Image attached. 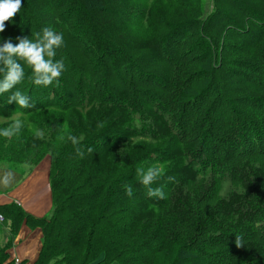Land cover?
Masks as SVG:
<instances>
[{
  "label": "trees",
  "instance_id": "16d2710c",
  "mask_svg": "<svg viewBox=\"0 0 264 264\" xmlns=\"http://www.w3.org/2000/svg\"><path fill=\"white\" fill-rule=\"evenodd\" d=\"M13 19L0 45L49 27L71 48L58 83L21 60L0 94V129L24 122L0 163L47 164L52 201L43 218L0 201V264L25 224L41 233L31 264H264V0H22ZM17 89L35 107L8 104ZM153 164L162 200L136 175Z\"/></svg>",
  "mask_w": 264,
  "mask_h": 264
},
{
  "label": "clouds",
  "instance_id": "9594fccd",
  "mask_svg": "<svg viewBox=\"0 0 264 264\" xmlns=\"http://www.w3.org/2000/svg\"><path fill=\"white\" fill-rule=\"evenodd\" d=\"M22 7V0H0V33L5 31L7 21H10ZM19 43L13 44L11 39L0 45V72L3 78L0 79V94L11 91L15 85L21 82L24 76L23 65L19 61H24L32 69L31 79L37 86H49L53 81H57L65 70L63 59L56 60V51L63 46V33H58L52 28L45 27L42 32L35 33V39L18 38ZM15 103L20 108H33L34 104L30 98L24 95L19 89L12 92L8 97V104ZM12 119V118H6ZM24 127V122L20 119H12L8 127L0 129V136L11 138L19 133ZM36 138L43 139L42 131L36 132ZM59 139L63 140L61 135ZM71 143L76 146L77 154L83 158L84 152L79 147L80 141L74 135L67 137ZM87 151L91 153L92 148ZM162 167L153 164L146 169L138 166L136 175L139 182L147 189V196L157 199H165V193L161 188H153L152 185L162 176ZM169 177V180H173ZM15 180V174L12 170H3L0 175V186L9 187ZM129 196L132 193L131 186H125ZM236 246L243 247L244 244L240 237H236Z\"/></svg>",
  "mask_w": 264,
  "mask_h": 264
},
{
  "label": "crops",
  "instance_id": "0c3cea01",
  "mask_svg": "<svg viewBox=\"0 0 264 264\" xmlns=\"http://www.w3.org/2000/svg\"><path fill=\"white\" fill-rule=\"evenodd\" d=\"M49 166L43 165L32 171L22 188L11 192L14 200L7 199L4 203H24L25 212L36 218H42L51 212L50 190L47 187ZM21 203V202H20ZM41 250V233L38 230L32 231L26 224L22 227L19 236L11 250L12 260L19 259L31 264Z\"/></svg>",
  "mask_w": 264,
  "mask_h": 264
},
{
  "label": "rangeland",
  "instance_id": "374dc122",
  "mask_svg": "<svg viewBox=\"0 0 264 264\" xmlns=\"http://www.w3.org/2000/svg\"><path fill=\"white\" fill-rule=\"evenodd\" d=\"M50 5L51 4L48 3V2H44L41 6L36 5L38 16H41L43 14V12H44L43 10L46 9V8H48ZM234 13L236 15H239L238 14V11L237 12L235 11ZM43 21H46V19L43 18ZM13 22H14V19L12 18L10 21H7L6 22L5 27L7 25L12 24ZM26 37H28V34L26 35ZM63 40H64L63 46L60 47V48L70 47V43L69 42H66V39H65L64 36H63ZM74 55L78 56V53L76 51H74ZM45 165L47 166V164H45ZM3 170H12L14 172V174H15V180L13 181V183L9 187L0 186V201H6L7 199H10V200L13 201L14 198L12 197L11 192L16 191L18 187H20V188L23 187V185L25 184V182L29 178V175L31 174V168L28 167V166H25V167H22L21 170H20V172H19V171H15L16 169H13L10 166L9 163L2 162V163H0V175H2V171ZM47 187L50 190L49 182H47ZM20 202H19V204H21V209L25 211L24 203L22 201H20ZM48 215H50V214H48ZM7 227H8V225L6 223L5 224L4 223L2 224L0 222V247L4 246V244L6 243V241L9 238V232H8ZM113 264H117V263H113Z\"/></svg>",
  "mask_w": 264,
  "mask_h": 264
},
{
  "label": "built area",
  "instance_id": "2783aa9c",
  "mask_svg": "<svg viewBox=\"0 0 264 264\" xmlns=\"http://www.w3.org/2000/svg\"><path fill=\"white\" fill-rule=\"evenodd\" d=\"M0 222H4V217L0 215Z\"/></svg>",
  "mask_w": 264,
  "mask_h": 264
},
{
  "label": "water",
  "instance_id": "95a60500",
  "mask_svg": "<svg viewBox=\"0 0 264 264\" xmlns=\"http://www.w3.org/2000/svg\"><path fill=\"white\" fill-rule=\"evenodd\" d=\"M49 175H50V174H49V172H48V178H49ZM51 204H52V201H51ZM51 209H52V205H51ZM14 260H15V259H14Z\"/></svg>",
  "mask_w": 264,
  "mask_h": 264
}]
</instances>
